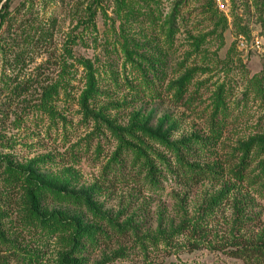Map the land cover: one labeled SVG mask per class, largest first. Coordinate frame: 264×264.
I'll return each instance as SVG.
<instances>
[{
	"label": "rangeland",
	"instance_id": "rangeland-1",
	"mask_svg": "<svg viewBox=\"0 0 264 264\" xmlns=\"http://www.w3.org/2000/svg\"><path fill=\"white\" fill-rule=\"evenodd\" d=\"M8 1L0 264H248L230 251L264 243L262 147L244 175L238 165L242 145L264 135L263 0H227L226 11L215 0ZM21 166L97 208L41 190L42 211L81 224L29 219Z\"/></svg>",
	"mask_w": 264,
	"mask_h": 264
},
{
	"label": "trees",
	"instance_id": "trees-1",
	"mask_svg": "<svg viewBox=\"0 0 264 264\" xmlns=\"http://www.w3.org/2000/svg\"><path fill=\"white\" fill-rule=\"evenodd\" d=\"M10 1V0H9ZM8 1V2H9ZM214 2H211V5H213ZM263 4V8H264V0L262 2ZM5 6L7 7L8 4L6 3ZM5 15L0 13V19H4ZM172 18V17H171ZM221 20H222V24L223 27L225 28L226 26H228L227 20L224 16H221ZM172 32V30L170 31V33ZM187 74L185 76H183L181 78L180 81H178L176 84V87H179V90L181 89V85L182 82L187 80ZM92 91V90H90ZM180 92V91H179ZM180 95V93H178ZM49 95H46V98H49ZM84 106L87 110V112L89 111L87 105H88V101L86 100V102H83ZM134 128V127H133ZM140 128V130H142L144 132V134L149 135L151 138L153 139H157L159 140L161 143H165L168 145L169 148L174 147L175 145L170 142V140L167 138V136L164 135H157L155 133H153L152 129H147V127L144 125L143 127H138ZM125 141V142H124ZM190 141L191 139H188L187 142H185L182 146L183 150H187V153L190 152ZM123 144H121V147H119V149L116 151L114 159L117 161L118 159H121V156L123 157V151L122 148H124V146H128L131 147V145L129 143H127L126 140H123ZM174 145V146H172ZM257 146H261L262 150L264 151V135L263 136H256V137H252L247 143H245L244 145H242L241 150L245 153L243 155L242 158V162L241 164H238L240 167L239 170V175H244V169L247 168L248 164L246 161V157L249 155V152L257 147ZM180 151V149H178ZM177 150V152H179ZM181 152V151H180ZM182 153V152H181ZM180 153V154H181ZM179 154V155H180ZM183 154V153H182ZM114 160V161H115ZM262 164V170H263V174H264V161L261 163ZM190 168H193V166L189 165ZM22 169L21 172L23 173V176H26V184L31 186L33 185V187H30L27 192H28V218H34L35 220L37 219V221L41 222L44 226L48 227V228H54V230L60 229V230H70L71 228H74L73 222L80 223L79 219H70L68 221H65L63 219H58L60 213L57 212H52L50 214H47L46 212L42 211L41 206H42V198H45L44 195H46V193L44 195H41L40 191L41 190H45L48 191L52 194H56L57 197L64 199L66 201H68L69 203L74 204L76 207H81V206H86L90 209H93V207L95 206V204L92 202L91 200V195L88 192H77V193H65L67 191V189H64L62 187V185H56V183H45L42 182L40 180L39 177L36 176V174L34 173V171L30 168V166L25 167V166H21ZM153 165L151 166V169L153 170ZM8 170L9 172H14V168L13 166H8ZM193 175V174H192ZM195 178L197 179V177H188V180H195ZM146 179V183H148L151 186H156L157 182L155 181V177L153 175H151L150 173L147 174V176L145 177ZM44 184V185H43ZM54 194V195H55ZM65 195H67L65 197ZM96 207H94V209H96ZM93 209V210H94ZM51 221H56L55 224L50 223ZM59 226V228L57 227ZM92 227H87V228H80V229H74V231H77L79 233V238L80 237H84L85 235L88 236L89 233L91 232ZM122 230V228H121ZM98 232H104L101 228H98L97 230ZM230 254L238 259H243L244 261H246L248 264H261L263 262H259L257 260L264 258V243H258L255 244L253 246L250 245H244V246H240L235 250L230 251ZM69 262H65L64 264H68Z\"/></svg>",
	"mask_w": 264,
	"mask_h": 264
},
{
	"label": "built area",
	"instance_id": "built-area-1",
	"mask_svg": "<svg viewBox=\"0 0 264 264\" xmlns=\"http://www.w3.org/2000/svg\"><path fill=\"white\" fill-rule=\"evenodd\" d=\"M215 2L217 3L221 11L228 10V4H226L227 0H215Z\"/></svg>",
	"mask_w": 264,
	"mask_h": 264
}]
</instances>
